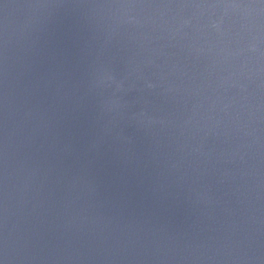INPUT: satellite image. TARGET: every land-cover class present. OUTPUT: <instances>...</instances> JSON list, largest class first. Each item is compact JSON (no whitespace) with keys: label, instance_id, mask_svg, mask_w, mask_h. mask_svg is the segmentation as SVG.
<instances>
[{"label":"water","instance_id":"1","mask_svg":"<svg viewBox=\"0 0 264 264\" xmlns=\"http://www.w3.org/2000/svg\"><path fill=\"white\" fill-rule=\"evenodd\" d=\"M0 264H264V0H0Z\"/></svg>","mask_w":264,"mask_h":264}]
</instances>
